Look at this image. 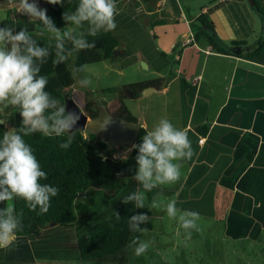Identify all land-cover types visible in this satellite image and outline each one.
Masks as SVG:
<instances>
[{"label": "crops", "instance_id": "0c3cea01", "mask_svg": "<svg viewBox=\"0 0 264 264\" xmlns=\"http://www.w3.org/2000/svg\"><path fill=\"white\" fill-rule=\"evenodd\" d=\"M257 1L264 11V0ZM118 9L111 33L144 65L131 85L164 80L157 90L137 88L129 111L145 131L161 117L170 119L187 131L194 152L180 180L162 185L159 218L179 228L164 207L175 199L178 216L183 210L200 214L195 233L205 239L206 264H214L209 257L225 246L238 257L235 264H264V247H246L264 241V19L247 0H121ZM35 24L0 19V26L16 31ZM199 28L215 35L214 45L195 37ZM191 34L194 41L184 43ZM124 250L83 261L74 230L49 225L34 238L17 236L12 250H0V264H130Z\"/></svg>", "mask_w": 264, "mask_h": 264}, {"label": "clouds", "instance_id": "9594fccd", "mask_svg": "<svg viewBox=\"0 0 264 264\" xmlns=\"http://www.w3.org/2000/svg\"><path fill=\"white\" fill-rule=\"evenodd\" d=\"M52 5L64 6L71 0H46ZM16 12L31 20L42 22L38 36L50 34L55 41V58L53 63L59 65L69 60L80 50L95 47L97 37L117 28L118 0H77L74 11L63 12L62 19L70 21L73 26L58 28L46 15L47 9H38L29 0H18ZM86 22V24H85ZM27 28L16 31L15 26H0V110H7L8 118L18 113L21 118L19 128H9L6 120L0 119V125L7 130L0 131V204L15 199H23L30 210L45 214L51 206L52 198L59 193V188L51 183H42L47 179L35 150L25 137L41 134L46 138L65 137L60 148L68 149L74 139V126L81 115L77 111H67L66 105L53 97L46 90L49 84L47 75L41 74V66L47 63L51 47L40 46ZM70 44V47L67 45ZM84 72V66H78ZM75 72V69H73ZM82 88H88L92 79L84 76L76 81ZM59 105V106H58ZM142 142L133 143L137 149L135 157V180L142 191H136L123 198L127 204L134 201L136 208H145L146 193L158 186L174 184L180 180L183 162L191 160L194 152L192 142L185 129L178 128L166 117H161L147 129L141 137ZM125 154L122 159L127 160ZM157 205L152 202L150 207ZM169 218L177 219L179 227L190 239L192 231H198L200 214L197 211L183 210L178 216L177 201L169 200L164 206ZM147 213L134 214L128 220V227L134 232L144 233L140 223L149 221ZM22 229V219L14 207H0V250H12L15 247L17 233ZM179 235V233H177ZM133 253L139 257L149 249V242L135 236L131 240Z\"/></svg>", "mask_w": 264, "mask_h": 264}, {"label": "trees", "instance_id": "16d2710c", "mask_svg": "<svg viewBox=\"0 0 264 264\" xmlns=\"http://www.w3.org/2000/svg\"><path fill=\"white\" fill-rule=\"evenodd\" d=\"M44 1L47 9L46 15L55 27L64 28L71 23L62 19V13L74 11L77 0H71L70 3L65 2L63 7ZM140 1L152 4L159 0ZM254 3V8L264 19V11L260 8L259 2L254 0ZM198 20L215 34L213 24L205 17L200 16ZM159 23H164V21ZM39 24L43 26L41 21ZM214 34L208 35L201 28L195 31L196 38L205 36L213 45ZM33 38L38 39L40 46L50 45L51 47L47 63L41 66V74L49 78L46 90L50 91L59 102H64V95L74 84L70 59L59 65L53 63L55 41L42 37ZM88 40L89 42L95 40V47L80 50L72 56V68L75 69L76 74L81 73L79 65H83L85 69L90 64L112 59L113 50L121 45L111 32L100 34L95 38L88 37ZM67 46L70 47V44ZM148 85L160 89L164 85V80L155 78L143 84L128 87L132 90L133 96H136L137 88ZM69 96L82 112H87L91 117L98 115L97 102L91 99L87 91L76 89L70 92ZM125 98L126 94L118 93L109 102L102 100L99 102L113 115L137 122L129 111ZM10 120L12 127L21 126L18 113H15ZM5 129L3 125H0V131ZM75 132V139L66 150L59 146L65 137L46 138L39 133L25 137V140L34 148L43 170L47 172V179L41 182L51 183L58 187L59 193L52 198L51 206L45 214H37L38 209L37 211L30 210L23 199H15L11 201V204L22 219V229L17 236L34 238L51 222H55L57 226L74 230L79 256L83 261L99 260L126 249L133 239L128 220L134 214L147 213L150 216L151 209L147 204L141 209L135 207L134 201H129L127 204L123 202L125 196L138 191L139 182L134 178L135 157L138 150L132 149L122 154L119 151L127 150L131 146L129 148L110 147L91 132H83L80 129ZM145 132V129L141 127L135 141L136 144L142 142L141 137ZM125 154L128 157L127 160L122 159ZM6 202L0 204V207L6 208ZM139 226L144 227L142 223ZM146 227H151L149 222L146 223Z\"/></svg>", "mask_w": 264, "mask_h": 264}, {"label": "rangeland", "instance_id": "374dc122", "mask_svg": "<svg viewBox=\"0 0 264 264\" xmlns=\"http://www.w3.org/2000/svg\"><path fill=\"white\" fill-rule=\"evenodd\" d=\"M30 3H35L38 9H45L44 0H29ZM18 0H0V19L7 17L13 19H19L26 22L36 23L27 29L30 33H34L33 37L38 36L39 29L44 26L39 24V19L31 20L28 17H24L16 12L18 7ZM171 26L174 24H170ZM73 26L71 23L67 27ZM50 34H44L42 38L49 39ZM70 68L74 75V84L67 94L64 95V103H68L70 100V92L76 89H83L88 92L91 99L95 102L99 100L109 102L114 99L118 93L129 94L130 88L128 87L133 82H136L143 75V63L140 61L137 63L136 59L131 54L121 55L112 59L102 60L101 62L90 64L84 72L76 74L72 68L73 57H70ZM84 76H88L92 79V84L88 88H82L76 81L82 80ZM126 104L132 108L136 104V101L126 95ZM59 106V105H58ZM1 117L7 116V110H0ZM8 117V116H7ZM11 118H7L6 122L9 128H12ZM79 128L74 126L73 131ZM7 130V129H5ZM85 132V130H82ZM130 146H125V148ZM122 154L126 152V149L119 151ZM117 155V154H115ZM162 186H158L153 189L152 192L146 193L145 202L150 207L152 202L156 203L155 208H151L153 215L149 216V223L151 227H146V223L143 224V228L146 229L144 233L134 232L132 230L133 238L135 236L141 237L142 240L149 242L148 251L142 256H135L132 250L131 243L128 244L124 250V254L129 260L130 264H206L204 258H208L205 255L204 247L202 246L205 239L202 234H197L192 231L190 239H182L185 235L184 231L172 224L166 217L164 220L159 218V214L164 212L162 201L163 191ZM143 190L139 184L138 191ZM151 199V202H150ZM150 202V203H149ZM12 206L11 201L6 202V207ZM217 229L213 230L215 234ZM179 233V235H177ZM210 238V235H207ZM247 248H260L264 247V241L256 242L255 244H249L246 242ZM232 248L225 246L223 251H214V255L209 257L214 264H235L238 257L234 256L231 252ZM221 262H218V256L221 254Z\"/></svg>", "mask_w": 264, "mask_h": 264}, {"label": "water", "instance_id": "95a60500", "mask_svg": "<svg viewBox=\"0 0 264 264\" xmlns=\"http://www.w3.org/2000/svg\"><path fill=\"white\" fill-rule=\"evenodd\" d=\"M249 5L255 7L254 0H247ZM125 49L117 47L112 52V58L125 55ZM152 90H157L156 87L149 86L147 87ZM131 89L126 91H130ZM129 97H132L133 94L130 91L129 94H126ZM64 103V102H62ZM66 105L67 111H77L80 113L81 118L78 121L76 127L80 130H85L95 134L99 140L104 141L108 146H131L135 143L139 130L141 128L140 124L135 121H129L121 117L115 116L108 111V109L101 103H97L98 115L96 117L85 116V114L79 109L77 104L71 99ZM3 119V117H0ZM56 225L55 222H51L50 226Z\"/></svg>", "mask_w": 264, "mask_h": 264}, {"label": "built area", "instance_id": "2783aa9c", "mask_svg": "<svg viewBox=\"0 0 264 264\" xmlns=\"http://www.w3.org/2000/svg\"><path fill=\"white\" fill-rule=\"evenodd\" d=\"M193 41H194V35L191 34L190 36H188L187 38H185L184 43H192ZM211 49H212V47L211 46H208V50H211ZM196 80H197V77H195L193 79V82H196ZM203 140H204V138H201V141H203Z\"/></svg>", "mask_w": 264, "mask_h": 264}, {"label": "flooded vegetation", "instance_id": "af4514ba", "mask_svg": "<svg viewBox=\"0 0 264 264\" xmlns=\"http://www.w3.org/2000/svg\"><path fill=\"white\" fill-rule=\"evenodd\" d=\"M70 100H71V99H70ZM83 113H84V112H83ZM84 114H85V116H90L87 112H85Z\"/></svg>", "mask_w": 264, "mask_h": 264}]
</instances>
